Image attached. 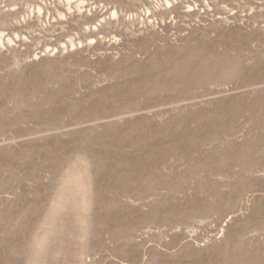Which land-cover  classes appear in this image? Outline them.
Wrapping results in <instances>:
<instances>
[{
  "label": "rangeland",
  "instance_id": "rangeland-1",
  "mask_svg": "<svg viewBox=\"0 0 264 264\" xmlns=\"http://www.w3.org/2000/svg\"><path fill=\"white\" fill-rule=\"evenodd\" d=\"M46 262L264 264V0H0V264Z\"/></svg>",
  "mask_w": 264,
  "mask_h": 264
},
{
  "label": "bare ground",
  "instance_id": "bare-ground-1",
  "mask_svg": "<svg viewBox=\"0 0 264 264\" xmlns=\"http://www.w3.org/2000/svg\"><path fill=\"white\" fill-rule=\"evenodd\" d=\"M167 3H169V0H167ZM178 9H179V6H172V8H171V13L172 12H175V13H178L179 11H178ZM210 96V95H209ZM176 102H178V101H176ZM170 104V103H169ZM173 105V104H172ZM154 108V107H153ZM161 112V110L160 111H158L157 112V114H159ZM31 136V135H30ZM54 253V252H53ZM51 254V253H50ZM49 262H46L45 264H48Z\"/></svg>",
  "mask_w": 264,
  "mask_h": 264
}]
</instances>
